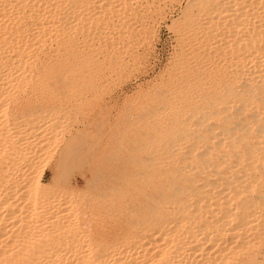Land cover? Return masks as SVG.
Returning a JSON list of instances; mask_svg holds the SVG:
<instances>
[{"label": "bare ground", "instance_id": "1", "mask_svg": "<svg viewBox=\"0 0 264 264\" xmlns=\"http://www.w3.org/2000/svg\"><path fill=\"white\" fill-rule=\"evenodd\" d=\"M87 1L72 5L66 0L72 15L59 21L44 17L46 0H0V264H264V0H179L185 1L177 16L182 20L168 22L167 29L176 28L179 57L140 106L139 120L149 134V146L139 156L123 158L113 175L120 181L110 207L114 218L102 236L96 234L85 195L66 187L54 190L56 172L52 186L44 181L40 164L54 143L59 111L53 105H29L25 97L28 88H48L46 77L53 67L41 58L46 42L55 40L56 46L64 47V38L57 39L64 35L62 29L77 33L90 29L83 22L87 14L91 16ZM106 1L100 0L99 7ZM118 1L117 10L125 3L143 5L141 13L132 12L134 20L163 0ZM150 1L158 5H149ZM114 9L107 12L120 13ZM123 20L115 24L121 39L115 47L117 55L129 59L130 48L122 42ZM139 24L145 30L146 25ZM70 33L66 47L76 56L78 40L72 41ZM90 49L84 48L86 56L80 59L78 55L74 61L62 60L66 65L61 77L72 96H93L125 67L120 56L115 60V54L113 60ZM67 153L60 155L59 164ZM133 162L137 170H129ZM101 177L97 171L91 173L93 179Z\"/></svg>", "mask_w": 264, "mask_h": 264}, {"label": "rangeland", "instance_id": "2", "mask_svg": "<svg viewBox=\"0 0 264 264\" xmlns=\"http://www.w3.org/2000/svg\"><path fill=\"white\" fill-rule=\"evenodd\" d=\"M61 1L62 0H54V1L53 0L52 1L46 0L45 3L51 8H49L44 3L43 7H45V9L47 10V11L45 10L44 17L50 19V17L54 16L53 18H57L59 21H65V19L67 17H70L72 14L70 15L69 12H71L72 5H73V3H75L74 1H77V0H74V1L73 0H67L69 3H72V5L68 4V2H66V0H63L62 3H61ZM85 1H87V0H85ZM107 1L101 2L102 4L100 7L98 5V4H100L99 3L100 0H95V1L89 0V2L88 1L86 2L87 3L86 7L89 8V10L91 12L96 10V11H94L93 14L89 11L90 15L91 16L93 15L92 17L90 16V18L93 19L95 17V19H93L94 21L89 18V14H87L88 16L85 14L88 19L84 20L83 22H85L84 24H86V26H88L87 25L88 23L90 24L91 30L89 29L88 30L89 32L88 31H82V32L77 33L76 31L66 30L68 32L67 33L65 31V28H64L62 30L65 32L64 35L66 34L65 37H61L62 34L60 33L59 38H57V39H59V41H61L64 38L63 42L61 43L62 45H64V47L61 45L59 46L58 44L56 46L54 43L55 40L52 42L49 41L50 43L47 41L46 43L49 46L46 45V43H45L46 46H44V50L42 52L43 57L41 56V58H42V60L45 59L46 63H49L50 69L53 67L51 70L49 69L50 71H53V73L46 77V80L49 78L47 80L48 88L45 87V88H42V90H34V89L28 88L26 90V94H25V97L28 98L27 101L29 102V105H32V106L39 105V104L53 105L57 109V111H59L60 121L57 122L59 125L58 124L55 125L56 126L55 128H57L56 135H58V136L55 135L56 137L54 136L52 139V142H54V143L53 144L51 143L50 147L48 148L47 152L49 155L46 153V156L44 155V157H43L42 163L45 162L44 160H46V162L44 163V165L40 164V167H41L40 169H45V180L44 181L46 183H48L50 186H52L50 179L53 178V175L56 172V174H58V175H57V181H56V185H55L56 188L53 187L54 190H57V192H58L60 188L66 187L68 192H70L73 189L74 191L78 192V193L76 192L77 194L81 195V193H82L83 195H85L88 198V200L90 201L91 208H92L93 213H94V219L96 220V222L94 221L93 225H94L96 234L98 236H102V235L106 234V232H107L106 230H108L109 226L111 225V219L114 218L113 213L110 210L111 209L110 207L116 198L115 197V185L116 184L118 185L120 181L119 180L117 181L113 175L116 173V170L119 167H121L123 158L129 159L128 155H132V154L139 156L142 154L141 152L143 150H145L146 147L149 146V139H148L149 134L147 136V133H146L145 129L142 128V123L139 120V114L141 115L140 106L142 105V102L146 99V97L151 95L154 92V90L159 86L161 81L166 78V76L168 75V73L171 71L172 67L176 63V61H177L176 58L179 57L178 52L180 51L179 48H181V44L179 43L178 34H177V32H175L176 28L172 29L173 32H172L171 28H170L171 31H167V29H169L170 21L174 22L176 19L177 20L176 24H178L180 22V20H182L181 16L180 17H177V16H179L181 14L183 8L185 7V4H184L185 1L171 0V2L169 1L170 4L168 6V3H169L168 0H163L160 2L158 7H155V9L152 8L153 11H151L149 14H147V15L145 13H143L142 15L139 14L137 16L138 18L136 17L133 20L132 12L133 13H135V12L141 13V11H144V7L142 8L143 5L138 6L136 3L131 4V5L130 4L127 5L125 3L124 8H122L123 5H121L120 8L117 10V8L119 6L117 3L118 2L120 3V1L117 0V3H116V0H112V1L110 0L108 2L109 4L107 3ZM151 1H150L149 5H152L153 3H154L153 6L155 4L158 5V3H156L157 1H153V3ZM178 1L180 4L178 3ZM51 2H52V4H50ZM56 2H58V3H56ZM111 2H114V3H111ZM162 2L164 5L162 4ZM174 2H176V4ZM60 4H65L66 8H64V6L63 5L61 6ZM89 4H91V5H89ZM161 4L165 7H162ZM54 5H56V6H54ZM57 5H59V6H57ZM104 5L105 6L109 5V7L108 6L105 7ZM126 5L128 7L129 6H132V7L127 8ZM157 5H155V6H157ZM52 6H54L55 8L58 7L59 11L57 10V8L55 10V8ZM114 6L116 9H114ZM166 6L169 9L171 7L172 8L170 10L168 9V11H167ZM46 7H48V8H46ZM69 7H71V8H69ZM52 8H54V10H52ZM98 8H100L99 11H98ZM132 8H134V9H132ZM107 9L111 10V11H113L112 9H114V11L116 10V11H118V13L120 12L119 14H117L120 17L117 16L116 14H113V13L110 14L109 12H107ZM123 9H124V11L122 12ZM65 10L66 11L70 10V11H67V13H66ZM100 10L102 11V13H100L101 12ZM136 10H138V11H136ZM121 12L123 15H120ZM98 13H100V14H98ZM45 14H47V16H45ZM77 14H78V8H77ZM107 14H109L111 16H108ZM85 15L83 14L82 19H84ZM125 15L127 17L123 18ZM128 16H130V17L128 18ZM98 17H99V19H98ZM158 17H159V19H156ZM106 18H107L108 22L106 20H104ZM141 18H142V20H140ZM163 18H164V20H163ZM89 19L91 20V22ZM115 19L117 21H115ZM123 19H126V20H123ZM146 19H148V20H146ZM95 20L97 23L95 22ZM121 20H123L122 26H124V27L121 26L122 27L121 30H125V32H123L122 42L125 40L126 43L125 42L124 43L127 44V46H129V48H130V49H128L129 52L126 54V55H128L129 59L127 58V56H124L122 54H121L122 56H120L119 54L117 55V53H116L118 50L116 49L115 45L117 46V44L119 42H121V39L119 37L118 32H115L116 29L119 28V25H117L118 26L117 27L115 24H120L119 22ZM150 20L152 21V24H151ZM158 20H160V21H158ZM126 22L128 24H126ZM141 22L146 25V26L144 25L145 30L140 29L139 23H141ZM112 23H113V26H111ZM135 23H136V25H135ZM124 24L126 25L127 29L125 28ZM129 24H131V25L129 26ZM150 24L153 27L149 26ZM155 24H156V26H154ZM111 27H112V29H111ZM170 27H171V25H170ZM98 28L100 29L99 32H98ZM135 29H137V30H135ZM94 30H96V31L93 33ZM108 30H109V32H108ZM126 30H127V33H129V31H130L131 34L127 35ZM90 31H91V33H90ZM103 31L106 33H103ZM148 31H150V34ZM97 32L100 34H98ZM69 33L71 34L70 36H72V38H71L72 41L75 42L78 40L77 41L78 43L75 42V45H76L75 47L76 48L78 47L77 51L79 52L78 53L79 56L78 55L75 56L74 55L75 53L73 54L72 50H70L68 47H66V39L65 38H67V35ZM73 33H76V34L74 35ZM95 33H97V34H95ZM107 33L109 36L110 35L112 36L113 40L111 39V36L108 37ZM104 34H106V35H104ZM138 34H139V37H138ZM144 34L147 36H145ZM64 35H62V36H64ZM99 35H100V37H102L101 39H100V37H98ZM103 35L105 37L107 36L108 40H107V38L105 39ZM116 35H118V36H116ZM89 36H92V38ZM78 37H79V39H77ZM133 37H137V38L135 39ZM151 37H153V39H150ZM60 38H62V39H60ZM90 39H91V41H89ZM97 39L98 40L100 39L99 42ZM109 39L111 40V42H113L114 40L115 41L113 43H111L109 41ZM85 40H86V42H85ZM127 40H128V42H127ZM142 40H144V42ZM64 41H65V43H64ZM136 41H138V42H136ZM129 42H131V43L134 42V45H136V47L132 46L133 43L131 45ZM139 42L141 43L139 45L140 47L137 46L139 44ZM80 43H82V44L80 45ZM173 44H174V46H173ZM89 45L91 48L90 50L93 49L96 51L98 49V51H100V52L96 51L97 55L99 53H102V54H99V56H101V57L102 56L106 57V58L111 57V59H113V60H114V57L116 60V56H118L117 58L121 57L120 59L121 60L123 59V63L125 66L124 68L122 66L121 69H124V71L120 69L119 73H117L109 81L104 83V87L101 90L97 91L95 94H93V96H92V94L89 95L88 93H85L86 95L84 93H80V94L73 93L74 95L72 96V94L70 95L69 92H68L69 94L67 93V91L65 89V82L66 81H64L61 77L62 72L64 71V68L66 65V61H62V60L68 59L69 61L70 60L74 61V60H76L77 56H78L77 59H80L81 56L85 57L86 56L85 50H89ZM47 46L49 49L46 48ZM54 46H56L55 48H57V50L54 48ZM112 46H114V47H112ZM61 47L63 49H61ZM86 47H88V48H86ZM102 47H103V49H102ZM84 48H85V50H84ZM174 48H175V50H174ZM51 49H52V52H51ZM53 49H55L56 51ZM65 49H66L67 53H65V55H64L63 51H65ZM68 50H69V52H68ZM109 50H111V51L109 52ZM54 51L55 52L58 51V52H60V53L62 52V53H61V55L58 52L55 54ZM49 52L52 55L49 54ZM70 52H72V53H70ZM129 53L131 54V56ZM49 55H50V57H49ZM67 55H68V57L69 56L70 57L67 58ZM172 55H174V56H172ZM52 56H54V58ZM58 56H59V58H58ZM112 56H114V57H112ZM136 56L137 57L140 56L139 57L140 59L137 58ZM55 59H56V61H55ZM132 59H134V62ZM47 60H49V61L47 62ZM138 61H139V63H138ZM53 63L55 64V66ZM137 64H138V66H137ZM172 64H173V66H172ZM136 66H137V68H136ZM126 67H127V69H126ZM149 67H150V69H149ZM134 69L136 72L134 71ZM53 75H54V79H53ZM128 80H129V82H128ZM33 91H35V92H33ZM107 91L109 92V94L107 93ZM66 93L69 97L66 95ZM27 94H29V95H27ZM105 94H107V95H105ZM33 95H34V98H33ZM48 96H50V97H48ZM103 96H104V98H103ZM64 97L68 98L69 100L65 99ZM138 97H139V99H138ZM60 98H61V100H60ZM100 98H102V99H100ZM74 101L75 102L80 101V102L75 103ZM37 102L39 104H37ZM81 103H84V104H82V106H81ZM130 103H132V104H130ZM133 104H135V105H133ZM80 106L82 107V109ZM130 106H132L133 108ZM65 108H67L68 111ZM69 110H71V111L69 112ZM125 112H127V113H125ZM77 113H78V115H77ZM61 117H63V121L61 120L62 119ZM73 119H75V120L73 121ZM64 120L66 122H64ZM64 124H66V125H64ZM139 128H140V130H139ZM58 130H60V131H58ZM62 131H63V133H62ZM67 131H68V133H67ZM138 135H141L142 137L138 136ZM62 136H64V137H62ZM57 137H58V141H57ZM54 139H56V140L54 141ZM135 140H136V142H135ZM57 143H59V144H57ZM66 143H68V144L70 143V144L68 145ZM118 144H119V147H118ZM146 145H148V146H146ZM56 146H58V147H56ZM65 146H67V147H65ZM139 148H141V150ZM142 148H144V149H142ZM52 149H53V151H52ZM50 150L52 151V153ZM64 150L66 152H68L67 157L64 161H61V163L59 164L57 160L60 157V155H62V153L65 152ZM86 150H87V152H86ZM127 150H129V151H127ZM130 150H132L133 152ZM49 157H51V158H49ZM133 163H132V165L128 166L129 170H132V169L137 170V164H135V163L133 164ZM95 171L99 172L102 175L101 179L100 178H98V179L91 178V173L95 172ZM84 175L86 177H84ZM109 190H110V192H109ZM103 191H105V192H103ZM86 192H87V194H86ZM100 193H101V195H100ZM88 194L91 197H89ZM96 196H99V197H97L98 198L97 200L95 199ZM109 196H110V198H109ZM91 199L92 200L94 199V200L92 201ZM100 202L103 204H101ZM98 205H100V206H98ZM100 214H102V215H100ZM100 221H101V223H100Z\"/></svg>", "mask_w": 264, "mask_h": 264}]
</instances>
